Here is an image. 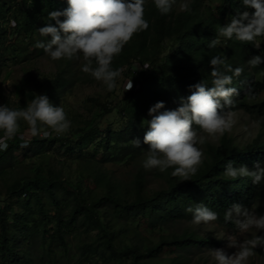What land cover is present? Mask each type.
Returning a JSON list of instances; mask_svg holds the SVG:
<instances>
[{
  "label": "trees",
  "instance_id": "16d2710c",
  "mask_svg": "<svg viewBox=\"0 0 264 264\" xmlns=\"http://www.w3.org/2000/svg\"><path fill=\"white\" fill-rule=\"evenodd\" d=\"M67 7V0H0V63L18 58L22 49L29 52V48H21L18 53L13 40L16 35L31 40L29 45L34 46L43 39L38 30L48 13ZM238 8L242 9L240 0H191L190 12H180L174 6L171 13L161 15L153 0H146L149 28L135 34L112 62L113 68L122 69L120 79L133 78L132 88L123 91L114 108L92 99L91 115L79 122L81 127L66 137L51 132L44 138L34 136L25 152L45 156L59 147L68 160L89 167L74 181L53 166H38L0 192V264H187L188 258L181 253L220 244L195 232L161 234L170 224L192 220L185 210L188 206L203 202L219 214L216 222L221 225H233L223 219L233 203L261 208L264 183L254 185L250 178L227 181L222 175L228 161L249 167L264 161L260 138L239 148L224 135L219 145L207 144L203 163L190 180L180 181L169 173L167 187L150 194L142 170L132 187L123 190L107 172L94 168L141 159L149 148L143 143L148 130L144 122L151 119L149 108L163 101L166 109H176L181 106V97L191 95L190 85L207 80L211 86L210 59L215 55H226L233 67L245 69L231 85L240 92L233 97V111L264 113V101L260 103L264 64L256 68L247 65L252 56L264 54V47L258 50L235 40H222L215 49L208 47L217 37L216 28L226 25ZM34 51L43 49L34 47ZM135 63L148 67L138 73L133 70ZM77 75L69 77L62 70L49 80L45 94L50 102L62 105ZM22 94L28 99L24 107L36 95ZM111 109L120 115L116 122L107 118ZM18 136L9 141L7 151L0 152V166L10 164L14 151L22 147ZM136 139L141 147L134 145ZM159 232L157 241L145 234ZM75 239L81 243L75 245Z\"/></svg>",
  "mask_w": 264,
  "mask_h": 264
},
{
  "label": "clouds",
  "instance_id": "9594fccd",
  "mask_svg": "<svg viewBox=\"0 0 264 264\" xmlns=\"http://www.w3.org/2000/svg\"><path fill=\"white\" fill-rule=\"evenodd\" d=\"M240 2L242 9H236L226 25L216 28L217 37L208 43L210 49L221 45L222 40L224 43L232 40L250 43L261 49L264 0ZM145 3L146 0H67L66 9L48 13V23L38 30L43 39L37 40L34 47L43 49L53 61L80 59L82 56L81 71L111 92L117 88L122 75V69L112 66L114 58L135 34L149 28ZM153 3L161 15H168L177 5L180 12L191 11V0H153ZM11 24L15 26V21ZM261 64H264V54L247 60V65L252 68ZM210 65L211 86L207 80L190 85L191 95L181 97V106L176 109H166L163 101L149 108L151 119L144 122L148 130L143 143L149 146L143 160L145 169H157L161 173L172 169L173 177L180 181L190 180L203 163L204 153L200 146L209 139L216 140L231 132L237 123L233 97L239 96L240 92L231 85L245 69L243 66L233 67L226 55L212 56ZM132 86L131 79L126 90ZM21 121L26 122L32 136H48L49 132L57 136L67 135L72 124L65 108L54 105L46 94L35 95L23 108L0 104V152L7 151L9 141L20 133ZM133 143L141 147L139 139ZM222 175L227 181L250 178L254 185H260L264 183V161H256L252 167L247 164L237 166L235 161H228ZM185 210L192 215L194 225L207 226L219 218V214L203 202ZM223 219L226 224H233L240 235L253 230L264 232V214H257L240 203L231 204ZM216 238L226 240L227 247L236 251L229 254L224 248L211 249L210 256L215 264H247L255 250L264 247V235L253 234L251 238L240 239L236 234L221 232Z\"/></svg>",
  "mask_w": 264,
  "mask_h": 264
},
{
  "label": "rangeland",
  "instance_id": "374dc122",
  "mask_svg": "<svg viewBox=\"0 0 264 264\" xmlns=\"http://www.w3.org/2000/svg\"><path fill=\"white\" fill-rule=\"evenodd\" d=\"M47 23L48 21L46 18L42 22L41 27L46 26ZM52 23L55 25V21H52ZM10 27L12 28L14 26L10 23ZM13 40H15L14 42L17 44L16 48L18 53L21 51V48H29V52L24 53L22 49L17 55L18 58H9L7 61L0 63V104L8 103L12 108H23L24 104L28 102V99L22 94L23 91L33 92L36 95L45 94L47 83L60 71L66 70L69 77L78 74L74 84L69 87L66 98L61 105L65 108L67 116L72 122L69 133L81 127V123L79 122L85 121L91 115V110L94 105L92 99L102 104L110 105V108H114V106L117 105L118 99L123 96L126 85L131 79L133 80L131 77L125 78L124 80L120 79V82H117V88L109 92L101 82L96 81L89 74L81 71V66L84 63L82 56L80 59L74 58L71 60L62 59L53 61L44 51H34V46L29 45L31 40L24 39L22 35H16ZM263 47L264 42H262L261 45V48ZM145 66L148 67L147 64L142 65L140 63H135L133 64V70L139 73ZM263 101L264 94L261 96L260 103ZM111 110L113 111L107 118L111 122L118 121L120 118L118 111L114 109ZM235 112L237 114V123L232 128L231 132L225 133L224 135H228L234 141V145L239 148H246V146L259 138L264 142V113H256L254 115L247 113L245 110H238ZM20 124L21 129L20 133H18V137L21 139L22 144L26 146L14 151V160L10 164L0 166V192H5L6 187L16 177L29 175L33 172L32 170L38 166H42L43 168L53 166L61 170L65 177L71 178L74 181L78 180L79 173L82 170L89 167L84 162L78 164L74 160H68L69 157L65 155V150L59 147L52 148L45 156L34 157L33 152L26 154L25 152L29 149L34 136L27 130L28 125L26 122L21 121ZM53 135L56 134L53 133ZM39 136L42 138L47 137L43 135ZM66 136L67 135H63V137ZM223 136H220L216 140L209 139L204 145L200 146L204 153V157L207 144L219 145ZM99 154L102 155V152ZM145 156L146 154L133 164L125 165V163H116L106 166L102 164L94 166V168L107 172L117 184H120L123 190L127 187H132L137 173L142 170L147 175V191L150 194L153 191L167 187V180L171 171L168 170L167 172L161 173L157 169H145L143 167ZM63 160L68 161L63 163ZM248 208L254 210L257 214H264V199L260 209H258V205H253ZM187 231L195 232L201 238H213L217 242H220L216 247L192 248L188 253H181L180 255L188 258L189 261L187 264H215L210 256L211 249L224 248L229 254L235 252L236 249L227 247L228 242L226 240H219L216 238V235L221 232L236 234L240 239L251 238L253 234L264 235V232H256L255 230L240 235L236 232L234 225H221L216 221L207 226L203 224L194 225L191 223V220L170 224L161 231V234L180 235ZM145 234L153 241L159 240L160 232L158 234ZM73 243L79 245L81 241L75 239ZM173 257L174 255H172L171 258ZM164 258H166L165 255ZM247 264H264V247L257 248L255 254L249 258Z\"/></svg>",
  "mask_w": 264,
  "mask_h": 264
}]
</instances>
